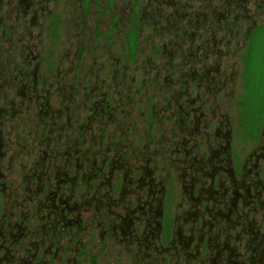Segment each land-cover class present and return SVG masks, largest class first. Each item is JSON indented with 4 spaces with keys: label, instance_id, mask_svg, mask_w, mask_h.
<instances>
[{
    "label": "flooded vegetation",
    "instance_id": "flooded-vegetation-1",
    "mask_svg": "<svg viewBox=\"0 0 264 264\" xmlns=\"http://www.w3.org/2000/svg\"><path fill=\"white\" fill-rule=\"evenodd\" d=\"M216 1L0 0V38L10 42L0 87L16 79L22 97L18 110L14 99L0 106V158L14 128L34 129L38 146L22 165L33 209L9 233L0 166V264H100L103 248L115 264H264V119L258 134L241 121L242 72L222 69L231 52L221 36L251 37L249 6L264 15V0ZM243 12L252 17L244 31L235 23ZM62 28L67 43L42 55L38 42L56 44ZM40 69L52 71L48 86L59 84L67 103L51 106ZM224 103L236 105L244 146L233 147ZM25 140L26 154L34 145ZM92 203L100 220L84 215Z\"/></svg>",
    "mask_w": 264,
    "mask_h": 264
},
{
    "label": "rangeland",
    "instance_id": "rangeland-1",
    "mask_svg": "<svg viewBox=\"0 0 264 264\" xmlns=\"http://www.w3.org/2000/svg\"><path fill=\"white\" fill-rule=\"evenodd\" d=\"M217 4H222L223 1H216ZM242 4V2H241ZM249 6V5H248ZM250 9L252 14L254 15L253 18H257L255 23L256 26L254 28H256L254 30V32L252 33L251 37L249 35L248 39L246 40L244 38L243 33H236L235 31L231 32L228 34L227 37H225V39L223 38V34H221L222 36V42L223 41H228L229 44V51L231 52L230 55H225L223 56L222 60H223V66L222 69H228V66H230L231 64L233 65V69H237L238 71L242 72V75L239 74L237 76V81L235 84V90H234V94L238 95L239 93V97H240V101H239V114L241 116V121L245 123V126H247L248 128H250V130L254 133V134H258V132L260 131L262 125H263V119H264V24H262V22H264V20L262 18H264V15L261 14V9L262 7H258L257 4H255L254 2H252L250 4ZM261 8V9H260ZM58 12L60 13H64L62 12L60 9L58 10ZM242 12V10H241ZM245 15L244 12L241 16H239V18L235 21V23L238 25H243V31L246 29V27H248L251 23H252V17L248 18ZM64 23V22H63ZM238 25V26H239ZM259 25V26H258ZM238 29V27H237ZM21 30V29H20ZM20 30L18 33H20ZM62 32V38L60 40L57 41V43L55 44L54 41L51 39H48L47 41H43L38 42V47L40 48L39 50L41 51V54L44 56H47L48 53H56V49L58 47H64V44H66L67 40H66V30L65 28L61 29ZM32 33L34 35V39L32 38L31 41H36V36L38 31L36 29H32ZM236 34V35H235ZM17 33H14L13 37H16ZM0 36H1V32H0ZM68 36V35H67ZM7 37H3L0 38V61L1 59H3L2 61H4V58L7 55V46L10 44V42L7 40ZM224 39V40H223ZM247 45V46H246ZM223 49H226L224 44L222 45ZM244 52V53H242ZM243 54V56H242ZM55 56V54H53ZM56 59V56L52 58V61H54ZM242 60V61H241ZM213 61L212 58H209V62L211 63ZM45 63L46 59L44 60ZM241 63V65H240ZM43 66V64H42ZM52 71H50V69L48 70H39V74L40 76H47L48 77V82L46 83V91L43 92V94H48V91L52 92V97H51V101L50 104L52 107L54 108H59L60 106H62L64 103H67L66 97H62L57 89L59 87V84H55L51 87L48 86L49 83H52V79L53 78H49L52 77L51 74ZM70 78H71V74ZM6 77V70L3 69L1 67L0 64V80H3ZM67 83H69V81H66ZM14 83V86L11 87V85ZM66 83V84H67ZM233 83V82H232ZM62 84H64V82H62ZM40 87V86H39ZM177 86H175L176 88ZM18 81L15 79V81L9 80V83L7 84H3L0 87V106H4L6 103V98L8 99H14L15 100V105H13V107L15 109H19V104L22 100V97L20 95H17V90H18ZM230 88V87H229ZM104 89V87H103ZM63 93L66 92V90L62 91ZM27 104V103H26ZM25 108L23 109V113L21 114H25L26 111H24ZM223 110H229L230 111V121L231 124L233 125V132H234V139H233V147H237V146H244L245 142H241L240 138L241 136H239V133H237L238 131V127H239V118L237 116L236 113V105L235 103H230L229 106H226V104L224 103V108ZM88 110H84V113H88ZM20 114V113H17ZM136 117H138V112L135 113ZM15 123L18 122L17 118H14ZM0 127H2V125H0ZM25 131L21 132V129L19 128H14L13 130H11L10 132V136H7V138L9 139V146H10V150L8 153V156L5 158H0V166L3 165V168H1V173H3V175H5L7 182H8V192L6 193V196L4 198L5 204H4V216L2 218V227H4V230L6 231V233H9L10 230L7 227V224L9 223H17L19 222L21 225H23V222L25 221L23 219V215L26 214L30 211L29 209L31 208V210L33 209L32 207V202L31 205L28 204V202L24 201L22 198V195L25 193L24 192V185L26 183H29L28 178L25 179L24 177V172L22 165L25 164L26 167H30L32 162L34 161V158L36 157V152H37V144L34 142V132L35 130L31 129V127H25ZM29 130H32L33 132H31L30 134H28ZM247 134L245 133V136ZM24 139H26L25 141L30 144L31 146H33V149L29 152V153H20L18 151L19 148H22V145L24 143ZM130 139L135 140L134 138L130 137ZM258 139L255 140V142H257ZM136 141H138L137 137H136ZM25 142V143H26ZM33 144V145H32ZM255 144L253 142H251L250 144L246 145L245 147L247 148L245 152H248L251 150V148L254 146ZM16 151H18V154L15 157V162H14V166L12 169H14L13 171H10L9 173V165H8V159L10 157L11 153H16ZM65 156L64 160L66 159ZM60 159V158H59ZM40 169V167H39ZM32 181V180H31ZM54 181V180H53ZM43 182V181H41ZM36 186H38L37 184L33 185V189H36ZM12 187V188H11ZM108 185L104 188L101 187L100 190L103 193H108ZM92 191H95V188L92 189ZM19 197H18V196ZM118 197V195H115L114 198ZM17 203L16 206H14V204ZM30 208H29V207ZM95 207L93 206V203L91 204L89 211H87L86 213H84L85 217H95V219H99L100 220V213L98 212V216H95ZM83 211V210H82ZM42 213V211H41ZM23 219V220H22ZM28 221L31 222L30 226L33 229V226L37 223H35L36 221L34 219H32L31 217L28 218ZM44 221V220H43ZM94 221V220H93ZM29 222V223H30ZM35 223V224H33ZM30 228V229H31ZM89 235V234H87ZM85 235L83 237L84 241H88V239L90 238L89 236ZM3 240V239H2ZM28 240V238H27ZM67 240H69V236H65L64 239L62 240V243H65ZM94 242L99 243V247L101 248V243L103 241L99 240V237L96 235L95 238H93ZM1 242V239H0ZM12 243V241L7 242ZM6 243V245H7ZM93 247V246H92ZM91 251V250H90ZM30 252H34V248H31ZM101 252L103 253V261L100 262V264H115V262L113 261V259H116V255H114L110 250H106V249H102ZM5 253V249H3V251L1 252V255H4ZM15 255L17 256H23V252H15ZM86 258V256H84V259ZM47 261L50 262V264H59L60 262H58L56 259L55 260H49V258H46ZM18 263V262H17ZM4 264V262H3Z\"/></svg>",
    "mask_w": 264,
    "mask_h": 264
}]
</instances>
